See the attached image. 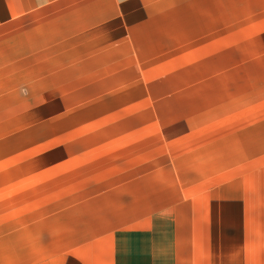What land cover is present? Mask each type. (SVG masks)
I'll list each match as a JSON object with an SVG mask.
<instances>
[{
    "label": "crops",
    "instance_id": "1",
    "mask_svg": "<svg viewBox=\"0 0 264 264\" xmlns=\"http://www.w3.org/2000/svg\"><path fill=\"white\" fill-rule=\"evenodd\" d=\"M250 1L0 0V264H264Z\"/></svg>",
    "mask_w": 264,
    "mask_h": 264
},
{
    "label": "rangeland",
    "instance_id": "2",
    "mask_svg": "<svg viewBox=\"0 0 264 264\" xmlns=\"http://www.w3.org/2000/svg\"><path fill=\"white\" fill-rule=\"evenodd\" d=\"M253 4L262 7L264 0H255ZM257 15L263 16L264 11ZM238 51L239 58H232V54L225 57L223 94L226 99L234 94L242 101L250 98L251 103L255 101L257 110L264 108V41H243ZM258 188H264V155H258Z\"/></svg>",
    "mask_w": 264,
    "mask_h": 264
}]
</instances>
